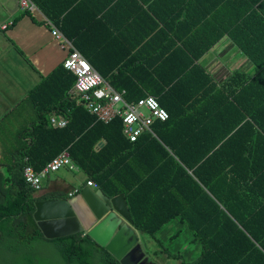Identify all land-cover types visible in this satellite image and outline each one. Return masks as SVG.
<instances>
[{"label":"trees","instance_id":"1","mask_svg":"<svg viewBox=\"0 0 264 264\" xmlns=\"http://www.w3.org/2000/svg\"><path fill=\"white\" fill-rule=\"evenodd\" d=\"M30 1L126 102L154 96L169 117L131 143L122 119L102 123L71 97L76 78L63 63L45 76L28 95L35 120L0 162V264H121L84 232L48 240L34 220L37 201L70 196L37 195L24 171L64 151L86 176L79 192L93 182L124 195L140 233L179 219L200 249L193 261L170 255L183 264H264V0ZM225 37L254 75L218 83L200 63ZM118 46L119 61H98ZM53 114L68 125L52 127Z\"/></svg>","mask_w":264,"mask_h":264},{"label":"crops","instance_id":"2","mask_svg":"<svg viewBox=\"0 0 264 264\" xmlns=\"http://www.w3.org/2000/svg\"><path fill=\"white\" fill-rule=\"evenodd\" d=\"M20 1L0 0V162L4 153L14 148L17 133L36 118L34 105L28 99L30 91L63 63L71 50L53 36V29L57 27L38 8L26 11ZM126 14L120 11L114 15L115 24H121ZM127 25L131 28L130 23ZM97 35L101 37V33ZM119 49L122 46L104 49L98 61H119ZM233 50V42L225 37L200 61L217 82L225 76L221 61ZM27 120L31 122L26 124ZM48 179L44 186L49 187Z\"/></svg>","mask_w":264,"mask_h":264},{"label":"built area","instance_id":"3","mask_svg":"<svg viewBox=\"0 0 264 264\" xmlns=\"http://www.w3.org/2000/svg\"><path fill=\"white\" fill-rule=\"evenodd\" d=\"M20 5L26 11L37 9L30 0H21ZM53 36L63 41L65 47L71 49L63 61V65L76 78L75 85L70 91L72 98L79 99V103L83 104L87 111L102 123L107 124L116 117L122 119L123 135L131 143H135L145 133L156 137L153 132L154 123L167 121L169 115L154 96L148 95L133 104L126 102L124 99L125 91L115 90L85 56L73 47L60 30L54 28ZM49 123L54 128H65L68 125V120L53 114ZM71 165L75 164L68 151H64L40 172L35 171L32 167H27L24 171V177L29 185L40 192L44 182L52 173ZM87 186L97 189L93 182H88ZM78 193L79 190L75 189L69 193V196L72 198Z\"/></svg>","mask_w":264,"mask_h":264},{"label":"water","instance_id":"4","mask_svg":"<svg viewBox=\"0 0 264 264\" xmlns=\"http://www.w3.org/2000/svg\"><path fill=\"white\" fill-rule=\"evenodd\" d=\"M34 220L48 240L84 232L121 264H136L140 232L124 195L109 198L85 186L70 199L37 201Z\"/></svg>","mask_w":264,"mask_h":264},{"label":"rangeland","instance_id":"5","mask_svg":"<svg viewBox=\"0 0 264 264\" xmlns=\"http://www.w3.org/2000/svg\"><path fill=\"white\" fill-rule=\"evenodd\" d=\"M233 46L234 50L229 52V55L221 61L225 68V76L218 79V83L223 82L226 76H231L235 70L243 71L250 75H254L257 71V68L242 54L235 44ZM30 122L27 120L26 124ZM6 156H10V154L7 153ZM2 170L7 173L6 169L2 168ZM85 179V174L76 165L67 166L56 173H52L48 179L49 187L45 186L41 190L42 192H37V195L54 191L68 194L72 189L79 188ZM45 183L46 181L44 185ZM175 234L178 235L171 239ZM34 249L40 256H44L47 252L42 245L37 246L36 244ZM199 250L197 242L193 241L191 232L183 227L179 219H176L156 236L152 237L148 234L140 233V243L134 249L133 261L136 264H183L181 260L170 255H180L187 261H193L200 254Z\"/></svg>","mask_w":264,"mask_h":264}]
</instances>
